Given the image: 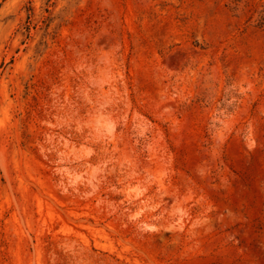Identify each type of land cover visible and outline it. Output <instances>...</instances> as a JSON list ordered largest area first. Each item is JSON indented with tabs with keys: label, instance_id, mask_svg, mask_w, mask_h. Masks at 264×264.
<instances>
[{
	"label": "rangeland",
	"instance_id": "374dc122",
	"mask_svg": "<svg viewBox=\"0 0 264 264\" xmlns=\"http://www.w3.org/2000/svg\"><path fill=\"white\" fill-rule=\"evenodd\" d=\"M0 264H264V0H0Z\"/></svg>",
	"mask_w": 264,
	"mask_h": 264
}]
</instances>
